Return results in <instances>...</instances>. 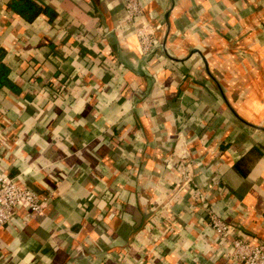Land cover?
I'll list each match as a JSON object with an SVG mask.
<instances>
[{"label": "crops", "instance_id": "crops-1", "mask_svg": "<svg viewBox=\"0 0 264 264\" xmlns=\"http://www.w3.org/2000/svg\"><path fill=\"white\" fill-rule=\"evenodd\" d=\"M9 1L0 172L46 206L0 228V264H234L206 205L264 240V0Z\"/></svg>", "mask_w": 264, "mask_h": 264}, {"label": "built area", "instance_id": "built-area-1", "mask_svg": "<svg viewBox=\"0 0 264 264\" xmlns=\"http://www.w3.org/2000/svg\"><path fill=\"white\" fill-rule=\"evenodd\" d=\"M126 17L135 20L142 15L138 0H124ZM140 46L144 55L151 53L157 43L144 29H137ZM219 184L217 180L215 182ZM46 197L26 185L19 184L13 177L0 172V228L11 223L19 209L26 211L27 217L43 214ZM208 224L211 226L221 247L222 256L234 264H264V240H253L233 223L205 206Z\"/></svg>", "mask_w": 264, "mask_h": 264}, {"label": "trees", "instance_id": "trees-1", "mask_svg": "<svg viewBox=\"0 0 264 264\" xmlns=\"http://www.w3.org/2000/svg\"><path fill=\"white\" fill-rule=\"evenodd\" d=\"M9 7L26 18L32 20L39 12L49 13L47 8H40L31 0H10L8 2ZM5 57V51L0 48V89L4 86L14 89V85L8 78L9 67L3 61Z\"/></svg>", "mask_w": 264, "mask_h": 264}, {"label": "water", "instance_id": "water-1", "mask_svg": "<svg viewBox=\"0 0 264 264\" xmlns=\"http://www.w3.org/2000/svg\"><path fill=\"white\" fill-rule=\"evenodd\" d=\"M255 127L258 128V129H262V130H264V128H262V127H260V126H256V125H255Z\"/></svg>", "mask_w": 264, "mask_h": 264}]
</instances>
